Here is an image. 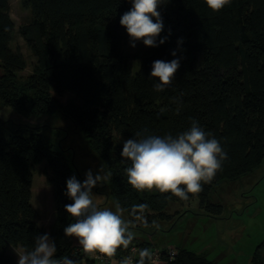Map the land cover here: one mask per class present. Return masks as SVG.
Returning <instances> with one entry per match:
<instances>
[{
  "label": "trees",
  "instance_id": "16d2710c",
  "mask_svg": "<svg viewBox=\"0 0 264 264\" xmlns=\"http://www.w3.org/2000/svg\"><path fill=\"white\" fill-rule=\"evenodd\" d=\"M31 19L18 27L35 58L26 76L20 50L10 46L14 23L9 0H0V101L26 115L55 114L69 118L107 170L103 186L108 196L127 214L132 227L141 221L151 227L153 219L165 220L174 203L186 200L157 189L137 190L128 183L121 157L123 142L142 129L155 135H176L196 119L210 131L227 153L222 170L197 194L200 207L213 215L222 205L209 200L210 191L222 180H236L264 160V0H231L221 11H211L204 0H167L158 10L164 23L158 47L140 50V66L133 73L123 52L121 16L131 8L128 0H21ZM183 38L177 56L181 67L173 84L163 92L153 90L149 78L156 60L174 59L177 40ZM158 42V41H157ZM74 97L65 99V94ZM173 97L182 105L177 113ZM45 160L53 173L55 215L48 233L56 242L54 258L70 257L77 264H153L150 252L159 249L160 264H215L204 253L176 246L156 247L152 240L131 235L104 263L86 253L64 227L74 223L64 205L66 181L83 177L69 164L63 150L39 127L0 126V264H16L8 247L31 249L33 237L46 229L37 226L31 204L32 168ZM187 199V200H188ZM141 205L146 207L141 208ZM151 231V230H150ZM151 235V233H149ZM126 233L125 238H127ZM154 236V235H152ZM136 247L130 263L126 258ZM146 253V254H144ZM143 254V255H142ZM106 255V254H105Z\"/></svg>",
  "mask_w": 264,
  "mask_h": 264
},
{
  "label": "rangeland",
  "instance_id": "374dc122",
  "mask_svg": "<svg viewBox=\"0 0 264 264\" xmlns=\"http://www.w3.org/2000/svg\"><path fill=\"white\" fill-rule=\"evenodd\" d=\"M9 5L14 23L10 46L20 50L25 58L26 67L19 73L24 77L31 72L35 58L20 36L18 27L31 17L29 10L22 7L21 0H9ZM123 36V52L131 60L132 72L135 73L140 66L139 52L143 43L138 41L136 47L132 48L127 32ZM73 97L71 93L65 94V99ZM0 126L11 130L39 127L51 138L56 149L63 150L69 164L83 177L89 169L93 175L100 170L101 179L93 188L94 203L101 210L118 211L128 223V233L131 235L139 239L149 238L156 247L183 246L204 253L215 264H264V160L250 173L236 180H222L210 191L209 200L222 205L220 215L206 212L200 207L197 197L182 203L174 202L168 208L173 214L170 218L153 219L151 227H148L150 235L146 228L140 229L143 227L141 221L135 224L139 228L132 227L126 212L108 196V188L103 186L108 172L100 164L84 134L69 118L59 112L26 115L0 101ZM32 175L30 201L37 211V223L48 233L55 215L52 185L48 182L53 173L47 168L46 161L42 160L33 166ZM73 240L79 245L75 238Z\"/></svg>",
  "mask_w": 264,
  "mask_h": 264
},
{
  "label": "clouds",
  "instance_id": "9594fccd",
  "mask_svg": "<svg viewBox=\"0 0 264 264\" xmlns=\"http://www.w3.org/2000/svg\"><path fill=\"white\" fill-rule=\"evenodd\" d=\"M128 2L131 8L121 16L120 25L126 29L130 46L135 48L138 41H142L146 47L164 44L169 39L171 30L161 38L164 23L158 9L167 0ZM204 2L211 11L219 12L231 0ZM183 42V38H179L178 49L171 51L174 59L153 62L149 78L155 80L154 91L163 92L173 84L183 59L182 56H177ZM172 99L177 105L178 113L182 101L180 97ZM120 155L130 162L125 173L128 183L135 189L155 188L161 193H171L181 200H187L190 193L201 192L203 185L215 178L228 158L220 141L196 119H190V126L176 135H155L146 128L137 131L133 138L124 140ZM99 171L93 175L91 169L87 170L83 182L75 175L67 179L64 194L71 203L64 205V209L69 216L75 218V222L69 223L63 231L65 237L75 238L84 252H100L112 256L118 246L127 245L131 234L128 233V223L118 211L101 210L94 203L93 188L101 179ZM140 207L144 208L146 205ZM56 251V242L49 233L37 234L33 237L30 250L15 251L17 264H77V261L67 256L54 258Z\"/></svg>",
  "mask_w": 264,
  "mask_h": 264
},
{
  "label": "built area",
  "instance_id": "2783aa9c",
  "mask_svg": "<svg viewBox=\"0 0 264 264\" xmlns=\"http://www.w3.org/2000/svg\"><path fill=\"white\" fill-rule=\"evenodd\" d=\"M168 253L170 256H172L174 254V251H175V247H168ZM136 251V247H131L130 248V252L131 254L129 255V257L126 258L127 262L130 263L133 259V253ZM160 251L159 249H153L151 252H150V259H151V262L153 264H160L163 262V260L161 259L160 257ZM93 257L104 262V263H108L110 261H112V258L108 255H105L103 253H100V252H95L93 254Z\"/></svg>",
  "mask_w": 264,
  "mask_h": 264
},
{
  "label": "crops",
  "instance_id": "0c3cea01",
  "mask_svg": "<svg viewBox=\"0 0 264 264\" xmlns=\"http://www.w3.org/2000/svg\"><path fill=\"white\" fill-rule=\"evenodd\" d=\"M19 252V251H23V249L20 247V246H12L10 245L8 247V253L14 258L16 264H17V256H16V253L15 251Z\"/></svg>",
  "mask_w": 264,
  "mask_h": 264
}]
</instances>
